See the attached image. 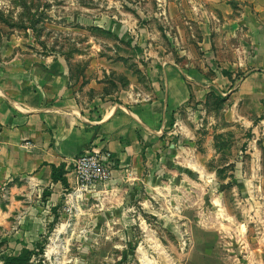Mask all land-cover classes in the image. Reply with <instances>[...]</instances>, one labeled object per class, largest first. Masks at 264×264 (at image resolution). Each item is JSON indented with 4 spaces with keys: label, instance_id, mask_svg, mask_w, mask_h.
Returning a JSON list of instances; mask_svg holds the SVG:
<instances>
[{
    "label": "rangeland",
    "instance_id": "obj_1",
    "mask_svg": "<svg viewBox=\"0 0 264 264\" xmlns=\"http://www.w3.org/2000/svg\"><path fill=\"white\" fill-rule=\"evenodd\" d=\"M184 9L178 0H0V63L62 56L74 77L101 86L84 103L146 99L157 59L178 64L195 90L144 170L71 185L37 225L5 222L1 196L0 264L24 248L31 264H264V51L257 34L200 32Z\"/></svg>",
    "mask_w": 264,
    "mask_h": 264
},
{
    "label": "crops",
    "instance_id": "obj_2",
    "mask_svg": "<svg viewBox=\"0 0 264 264\" xmlns=\"http://www.w3.org/2000/svg\"><path fill=\"white\" fill-rule=\"evenodd\" d=\"M178 1L185 8L179 15L194 21L200 32L257 34L255 49L264 51V0ZM73 65L62 56L38 54H18L0 63V197L7 194L5 222L13 216L19 222L41 223L39 212L54 207L76 183L71 159L87 148L111 153L112 174L125 167L136 173L144 170L165 134L171 133L166 130L169 122L195 95L188 87L191 75L171 60L157 59L146 99L106 101L96 96L84 103L85 91L101 86L74 77ZM15 193L24 197L16 199ZM42 195L45 203L37 200ZM15 208L23 209L15 215Z\"/></svg>",
    "mask_w": 264,
    "mask_h": 264
},
{
    "label": "built area",
    "instance_id": "obj_3",
    "mask_svg": "<svg viewBox=\"0 0 264 264\" xmlns=\"http://www.w3.org/2000/svg\"><path fill=\"white\" fill-rule=\"evenodd\" d=\"M71 167L76 185L81 188L109 181L112 177L113 159L109 151L90 147L71 159Z\"/></svg>",
    "mask_w": 264,
    "mask_h": 264
},
{
    "label": "trees",
    "instance_id": "obj_4",
    "mask_svg": "<svg viewBox=\"0 0 264 264\" xmlns=\"http://www.w3.org/2000/svg\"><path fill=\"white\" fill-rule=\"evenodd\" d=\"M56 169L52 168V178L53 180H55L56 175H55ZM63 182H65L64 180H62ZM32 251L24 248L21 250V252L16 255V256H9L7 258H5L4 264H31L30 262V257H31Z\"/></svg>",
    "mask_w": 264,
    "mask_h": 264
}]
</instances>
